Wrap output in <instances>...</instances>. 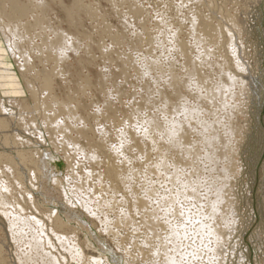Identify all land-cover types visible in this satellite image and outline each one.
<instances>
[{
    "label": "rangeland",
    "instance_id": "1",
    "mask_svg": "<svg viewBox=\"0 0 264 264\" xmlns=\"http://www.w3.org/2000/svg\"><path fill=\"white\" fill-rule=\"evenodd\" d=\"M21 1L23 4L27 2V0H21ZM43 1L49 6L48 7L49 9H47V14H46L47 18H45L46 20L45 22L49 24V26L53 30L57 28L59 29L62 28V30H64V33L66 35L65 36L66 39L70 40L71 38L74 39V41L77 39V42L75 41V43L78 46L77 52H73L71 50L67 51L69 57L63 62V68L65 69V74L63 76L56 75L53 78L55 83L54 84L55 93H57L61 98L66 100L67 96L71 95V91L77 89L78 84L83 81V77L85 75L88 77L90 82V87L88 88L89 90L87 91L88 95L87 94L78 95L80 99V107H81L79 111L80 114L85 116L87 120L90 121L93 120L91 124L94 123L95 125L93 127L95 134H93V132H91L90 130H88V133L89 135L91 134L92 137H95L93 138L94 139L93 141H95L96 143L94 142V144L91 145L93 149L90 148V144L93 141L90 142V140L87 141V139L85 140V138L79 137L74 130L67 131L66 133L67 137L70 133L72 134L69 135L68 140L70 141L71 139L73 140L74 138H76V142H78L79 145L81 144L80 146L85 147L86 150H90V149L95 150L93 146L96 147V145L97 146L100 145V147H102L103 145L101 149L100 147L96 148V150H99L98 152L102 155L103 153L106 152L104 147L106 148L109 146L113 147L119 144L118 143L119 142L118 140H120L119 132L120 129L123 128L122 127L123 122L126 121L124 122V124L127 125V128L130 127V130L131 132L134 133L136 139L142 141L139 143V145L140 144L143 145V146L140 145L141 148L140 147L139 149L137 148V151L135 147L130 148V146H128L124 154L125 156L128 157V158L126 157L127 162H125V167L132 165L135 167L134 170L137 172L136 178L138 183H135V186L137 191L139 190L138 192L140 196H145L144 194H147V192H151V195L156 197V196H160L161 194L173 195L177 192V190L185 191V192L188 191L187 189L184 190L180 184L175 183L177 186L176 185L174 186V184L166 180L171 176V174L173 173L178 174V171L180 172V174L178 175L181 177V179L187 177L194 179V177L195 178L199 177L201 180V184L198 186V189L201 194H204L206 192L205 189L209 191L210 189L209 183L211 181H214L215 178L212 177L218 176L219 169H214L210 171L208 169L209 163H206L205 160H202L204 153V148L202 146L203 145L202 136L204 132L202 131V127L199 122H204V123L212 122L217 127L216 131L218 133L220 132L219 134H222V136L221 135L220 136L222 138L226 137L223 127L221 126V124H217L216 120L224 122L226 113H228V111L230 110L228 111L221 110V108L217 107V102L208 100L204 96V93L208 88H211L215 85H219L222 82L224 84L228 83L229 81L227 80L228 67L225 64V57H224V55L227 54L226 52H228V50H224L223 47L222 49L220 46L217 45L213 46V44L211 45V43L208 41H202L200 45H198L199 43L194 37L195 36L194 33H199V32L198 30H196V27L192 25L193 24L192 21L195 14L196 15L198 14L201 17L204 16L205 18L207 16L208 18L212 19L213 20L212 22L214 23L215 20L218 19V16H220L217 12V9L215 10V8H213V5L210 4L208 0H43ZM213 1H215L217 5L219 4L221 5L223 3V0H213ZM75 5L77 6V9H75ZM12 7H13L12 9L14 16L25 15L24 8L19 6H12ZM235 7H238L241 12L240 14H238L239 16L237 19L239 22L237 21V24L238 25L240 24L239 26L244 25L241 26L243 27V32L240 36L242 38V39L240 38V41L243 44L242 45L243 53H241L243 59L241 60L243 61V63H246L245 64L246 67L248 66L247 67L248 76L246 74V77L244 76L243 77L245 78V80L247 79L246 84H247V88L249 89L248 91L251 99L250 97H248L249 95H247V100L246 98L245 99L240 98L239 101L237 100L238 103L242 102L240 100H244L245 102L250 100L249 106L248 107L246 106V110L248 111L247 114L249 115L250 125H249V132L246 138L244 139V141L242 142L238 160L236 161L235 165L232 168L235 170L236 167V170H238L237 171L238 174L235 171L234 172L235 177L233 178L231 177L232 179L231 181H233L234 183L230 182L228 184V186L232 184V186H230L231 188L230 187L228 188L227 194H230V198L234 200V208H235L234 215H236L235 219L237 222L236 223L237 228L235 230L234 239L236 240L238 238L237 239L238 246L234 250V255L232 256V262H229L228 264H240L239 263L240 252L242 251L245 252L247 256L246 261L244 260V264L246 263L264 264V0H237V6ZM72 19L75 23L71 22ZM1 32L2 29H0V42L2 43V45L5 46V49H7L6 46L7 44H5L6 42L4 43L5 41L4 33ZM31 34L32 33L30 31L29 35L27 36L30 39H32V37H29ZM34 40L37 41V39ZM166 40H168V42ZM174 40L176 41V43H172L175 42ZM163 43L165 44L163 45ZM201 45L203 47H201ZM219 47L221 49H219ZM188 48H191L190 51ZM223 50L224 52H222ZM219 51L221 52L222 56L220 55ZM11 54H12L11 51H8V55L7 53L5 54L6 55L5 60H3L2 63H0V66L10 69L11 72L13 71V73L17 75L18 80L22 84L21 86L24 87L25 89L26 88L25 78L21 75L19 71V64H20V60L18 59L19 56H15ZM228 55L231 54L229 53ZM197 56L199 58L201 56L202 57L199 59ZM148 61L149 63H147ZM188 62H190L191 64ZM35 63H37L38 66H42L38 60ZM158 64L160 66H163L164 69L162 67L160 68ZM205 65L208 68L205 67ZM151 66L153 67V69L151 68ZM35 68L39 70V67H35ZM197 70L199 71L197 72ZM202 71H204L206 75ZM224 72L226 75L224 74ZM189 75L192 77H190ZM207 76H209L210 79ZM249 78L252 79V84H253L252 88H251V84L249 83L250 80ZM44 80H47L46 77L44 78ZM191 81L193 82L191 83ZM103 82L105 83V85ZM183 82L186 85H184ZM101 83L104 86L101 85L100 87ZM190 84L194 86L191 87ZM107 85L108 87L110 86L109 88L111 90L107 88L109 90L107 91L105 87ZM180 86L183 88H181ZM149 88L151 91H149ZM174 88H175L174 90L175 92L173 91ZM110 91L111 94L108 93ZM144 92L146 95L144 94ZM116 93H118V95ZM182 94H184L185 96L184 95L182 96ZM179 95L182 97H180ZM11 96L15 97V95L5 96L0 93V98L4 97L3 102L5 104V108L7 110L9 109L11 111H14L13 113L15 114L13 120H11V127L9 129H0L1 138H3L5 134L10 135L12 137L15 133H20L22 134L21 136L23 141H26L28 146L35 148V144L33 143L40 142V140L36 139L39 138L37 133H38V129L40 128V130L44 132V136H46L47 139L46 144L43 142H40V144L38 143L41 149V150L39 149L41 159L44 160V162L46 163V172H45L46 174L44 175L43 178L42 188H40V190L36 194L38 196L40 206L43 209H46L47 207L52 209H57V211L61 214L64 221L68 220L67 222H70L69 224H71V226L75 229V231L80 234H85V232L88 231L89 229L90 234L92 233L90 236L92 239L91 238L90 239L93 247L96 250L99 248L100 250L98 249V251L100 253L101 252L102 254L105 253L103 254L104 258L107 257L109 259L108 261L112 262V264H126L124 263L125 260L123 259L124 257H122L121 254H118L114 250V248H112L114 247L112 246L114 240H111L113 239V237L110 236L111 239L109 238V241H112L111 243L107 242L106 240H102L98 235V230L95 227L96 224L95 225L92 224L91 221L87 219L88 218L87 216L83 214L81 215V213L76 215L70 212L69 209L66 207L65 202L62 200L63 197L62 194L60 193L61 191L58 188H56V186L54 185L53 183L54 177L64 179V181L66 182L67 179L66 175L68 174L67 172L70 171V168H68V166L70 165L69 163H71L73 160V159L72 160L69 159L68 161H66L63 155L64 151H61V149L56 150L53 147L52 139L57 138V136H54V134L57 135L58 132L54 133L57 130L51 129L50 132L51 136L49 138L46 135L47 133H45L44 126L42 124H40L38 128L33 127V128H29V130H25L20 125V123H18V121L20 122V120H22L20 114L24 113L25 115L26 113L24 111H22L23 112L22 113L21 109H19L16 105L14 107V104H12L9 101L11 100L9 99V97ZM22 96H25V98L27 97L24 103L25 106L30 105L32 107L31 109H28V111H31L30 116L35 115L36 119L40 120L42 118V112L39 113L35 108L36 106L35 97L28 94L27 92ZM177 96L180 98H178ZM108 99L110 100V102ZM164 100H167L166 102L169 101V104L168 103L166 104ZM138 101H141L139 102L140 104L138 103ZM173 104L175 105V107L173 106ZM98 105L99 106L107 105L108 107H110L109 111L107 112L110 115V117L107 113H105L104 116L107 117L108 115V117L106 118L100 116L97 118L98 121L96 120L95 123L94 118L92 117L93 113H91V111L93 112L94 110H96ZM188 106L199 108L200 111L199 117L201 116V121H199V119L197 118L190 119L189 121H187L186 117L184 116V113L186 111L185 108L186 107L189 108ZM111 108L114 109L113 110L114 112L110 111L112 110ZM137 109H139V111ZM206 110L209 112H207ZM232 110H233L232 111L233 114L236 116V117L233 116L234 122L240 124L243 123L242 125L244 126L245 121L242 117L243 113L239 111L238 108ZM109 112H111V114L113 113L112 118ZM174 112L177 113L175 114ZM210 112L212 114H210ZM133 113L134 115H136L135 117H133L134 116ZM114 114L119 116L118 120H117V116ZM123 117H125V120ZM174 118L179 120L182 118V120L184 121L183 122L181 120L183 125L182 127L184 128L185 131L184 138L181 140L182 147H177V148H173L169 146V141L165 135L168 133L167 130H168V126H170V121ZM210 118L212 119V121L210 120ZM110 119H114V120H110ZM150 119L154 120V122L158 126V129L153 130L151 126H149L147 121ZM109 120L115 122L112 123ZM190 121L193 122L190 123ZM47 122H49V120H47ZM133 122L135 125L133 126V128L132 126H128L131 124L133 125ZM193 124H195L196 127H194L195 125ZM101 128L102 129L105 128V130L109 132V134L107 133L106 136H103L104 141L102 140L103 133L99 134L98 136V129ZM133 129L135 130L137 129V130L134 131ZM74 133H75V137H74ZM145 133L149 135V137L152 136L151 138L155 140V143H153L152 140L148 139ZM199 136L201 137L202 140L198 139ZM25 138L26 140H24ZM96 138L98 141H96ZM144 138L146 139V141L143 140ZM85 141H87L86 142L87 144L89 142V144L87 145ZM27 144L26 147H28ZM64 146L67 149L70 146L69 150L74 158L73 162L75 163V166H73L74 168L73 174H77V173L80 174L81 172L80 175H83L86 172V170H88L89 168L93 171L92 174L94 176L93 178L91 177L93 180L90 178L85 180L84 177H82L81 179H79L78 177L69 178V179L72 182L78 183L79 185L81 184L83 186L85 185L83 187L85 191L88 188V185L91 186L90 189L91 188L93 189L96 186L95 187L96 189L103 190L102 196L105 197L111 196L112 194L111 190L108 189L109 184L106 185V182H102L98 184L97 179L95 178L98 168L101 167L103 170L104 167H106L105 166L106 160L102 158L101 160L104 161L101 162L100 165H97L95 163L91 164L87 162L85 159H83L81 156L76 155L77 152L75 151V149H72L73 148L72 145L70 144L68 145L66 143V145ZM188 147L189 148L194 147L196 150L195 154L189 156L185 155L183 153V150ZM13 148L14 145H10L3 140L0 141V152L4 150L13 152L12 150ZM174 149L176 150V152ZM140 151L142 152L143 155L140 154ZM155 152H158V154L160 153V155H157ZM172 152L177 153V155L173 154ZM181 152L183 154L182 157L180 156ZM200 152L202 153V155ZM104 155H106V153L103 154V156ZM112 157L114 158V156ZM119 157L122 159L121 155H119ZM174 157L176 159H183V162L179 164L175 163L173 159ZM77 159H79V161ZM81 159L83 160V162L81 161ZM114 160L117 161L115 158ZM4 161L5 160L2 159L0 162H4ZM80 162L83 164H81ZM160 163H163L162 166L159 165ZM91 165L92 166L94 165V167L95 166L96 167L93 168ZM138 168L139 170H137ZM144 168L145 170L143 171ZM23 170L26 172L25 168ZM152 172L154 173L152 174ZM1 178L2 180L4 179L3 177ZM139 180L143 181V183H141ZM26 181H27V176H26ZM92 193L93 191L91 190L89 195L90 196L93 195ZM67 194L69 195L72 193L68 191ZM118 195H120V193H117L116 196L115 195L114 196L117 197V199L119 200ZM10 201L13 202V199H10ZM180 201L183 202V204L182 203L180 204ZM180 201L179 203H177L176 206L181 211L186 208V210H189L190 213L192 212L194 213L196 212V210L198 211V208L201 204L200 202H195L196 204L193 205L192 202L194 200L192 201V200L183 199ZM153 203L155 204L154 206L155 211L157 210L158 212L157 220L160 218L159 221L161 223L168 225L175 223V221L176 222L180 220L184 221L182 212L181 214L179 213L178 216L176 215L178 217L177 218L174 216L172 217L173 214L169 211L166 213L168 214L167 217H169L167 218L163 216L165 212L163 208V203L160 204L161 208L158 207L155 199ZM225 207L226 206H224V209H226ZM9 208L13 209L11 204L9 205ZM109 209L110 208L108 209L102 208V211L103 213H106L107 217H109L110 219L113 218V221H115L114 216L116 215L117 208H114L113 209L114 211L112 209H110L111 211H109ZM251 209L253 212H251ZM147 210L149 212L154 211V209L150 208V206H148ZM145 211H146L145 209H141L142 213ZM27 212L28 214L31 212L32 214L35 213L34 215L40 217V214L36 212L33 208H31V210L27 209L26 213ZM159 213L161 214L159 215ZM163 218H167L168 222L165 223V219ZM139 221L140 220L137 219V222ZM78 222L79 224H82L85 228L82 225L79 226ZM185 222H187V220ZM124 228L121 226L120 232L123 233L121 235L125 236V233H127V236L129 237L126 238L129 239L130 233L132 232V228L131 226ZM0 229L1 232L5 234L4 239L6 238L7 241V242L5 241L4 243V249H6V251L4 252V250H2V257L4 258V260L8 262V264L11 263L16 264L17 261L15 258V246L8 233L7 220L2 215L1 212H0ZM145 231L146 230L144 228L140 229L138 232H136L134 239H132L135 240V243L137 244L136 246L139 245L141 249L143 248L142 252L144 253V255L143 253L138 252L137 249L135 250V247L133 245L127 244L128 251L132 252V253L130 252L131 255L129 257L133 256L131 257L132 259L131 258L130 259L135 260L137 257L135 261L133 260L135 264L150 263L149 258H151L150 256H152V253L151 251L149 252V250L151 246L141 244L142 243L141 241H143L146 236ZM158 232L160 234L161 233L163 234V235L161 234V236H164L165 229H161ZM105 241L107 243H105ZM153 243H155V239H153L152 245ZM110 248L113 250V252L111 251ZM133 249L135 250V252ZM60 252L61 250L58 251L57 249H53V253H55V255L58 257H60ZM135 253L136 254L140 253V254L136 255ZM64 255L66 256V259L62 260V264H76L74 261H71L68 258L66 253Z\"/></svg>",
    "mask_w": 264,
    "mask_h": 264
},
{
    "label": "bare ground",
    "instance_id": "2",
    "mask_svg": "<svg viewBox=\"0 0 264 264\" xmlns=\"http://www.w3.org/2000/svg\"><path fill=\"white\" fill-rule=\"evenodd\" d=\"M208 1L210 4L213 5V8H215V10L217 9V12L220 16H218L217 14L218 19L215 20L216 23L215 22L213 23L212 22L213 20L208 18L207 16L205 18L204 16L201 17L200 15L195 14L193 21H192L193 23L192 25L196 27V30H198L199 33H194L195 34L194 37L199 43L198 45H200L202 41H208L211 43V45L213 44V46L217 45V46H220L221 48L223 47L224 50H228V52L231 54V55H228L229 53L225 51L227 54L224 55L225 64L228 67L227 69L228 70L227 80H229L228 83L224 84L222 82L223 83L222 84L219 82L220 83L219 85H215L211 88H208L204 93V96L208 100L217 102V107L221 108V110H227V111L230 110L228 111V113H226V117L224 116L225 117L224 122L216 120L217 124H221V126L223 127L226 137L225 138L221 137L222 134H219L220 132L218 133L216 131L217 127L212 122L211 123L210 122L208 123L199 122L201 124L202 131L204 132L202 136L203 137L202 146L204 148L203 157L201 156L202 160H205L206 163H209L208 169L210 171L214 169H219L218 170L219 174L217 177H212L215 179L214 181H211L209 183V186H210L209 191L205 189L206 192L204 194H201L198 189V186L201 184L200 178L194 177V179H191L188 177L187 178L183 177L184 179H181V177L178 175L180 174V172L178 171V174L173 173L166 180L170 181L172 184H174V186L176 185L175 183L180 184L184 190L187 189L188 191L185 192V191L177 190V192L173 195L161 194L160 196L154 197L153 195H151V192H147V194H144L145 196H140L138 192L139 190L137 191L136 186H135V183H138L137 178H136L137 172L134 170L135 167L132 165L125 167V162H127V159H126L127 156H125L124 154L128 146H130V148L135 147L137 151V148L139 149L141 145V144L139 145V143L142 142L139 139L135 138L134 133L131 132L130 130V127L127 128V125L124 124V122L126 121L123 122L122 124L123 128L120 129V132H119L120 140H118L119 141L118 145H115L113 147L109 146L107 148L104 147V149L106 150L105 152L106 155L104 156L103 154L105 153L101 155L98 152L99 150H96V148L97 147L99 148L100 145L99 146L96 145V147L93 146L95 150H92L93 148L91 147V145L94 144L95 141H93L94 140L93 138L95 137H92L91 134L89 135L88 130H90L91 132H93V134H95L94 129H93L95 125L94 123L91 124L93 120L92 121L87 120L85 116L80 114L79 109L81 107H80V99L78 97V95L80 94L88 95L87 91L89 90L88 88L90 87V82H89L88 77L86 75L83 77V81L78 84V87L76 90L71 91V95H68L66 100L61 98L57 93H55V88H54L55 83H54L53 78L56 75L63 76L65 74V69L63 68V62L69 57V54L67 53V51L71 50L73 52H77L78 46L75 43V41L77 42V39L75 41L74 39H71V38L70 40L66 39L65 37L66 35L64 33V30H62V28L61 29L57 28L55 30L51 29L49 24L45 22L46 21L45 18H47L46 17L47 9H49L48 8L49 6L43 0H27V2L24 3L27 5H24L21 0H0V27H1L0 29H2L1 33H4V38H5L4 43L6 42L5 44H7L6 45L7 49H5V46L2 45V43L0 42V63H2L3 60H5V56H6L5 54L7 53L8 55V51H11V53L15 56H19L18 58L20 60L19 71L21 75L25 78V85H26V88L24 89V87L21 86L22 84L18 80L17 75L14 74L13 71L11 72L10 69L0 66V93L5 96L15 95V97L14 96L9 97V99H11L9 101L12 104H14V107L16 105L19 109H21V112L24 111L26 113L24 115V113L22 112L23 114H20V116L22 117V120H20V122L18 121V123H20V125L25 130H29V128H33V127L38 128L40 124H42L44 126L45 133H47L46 135L48 136V138L51 136L50 134L51 129L57 130L56 132H54V133L58 132L57 135L53 133L54 136H57V138L52 139L53 140L52 145L56 150L61 149V151H64V153L67 154L66 155L63 153L64 159H66V161H68L69 159L74 160L73 155H71L70 150H69L70 146L68 149L64 146L66 145V143L68 145L69 144L72 145L73 147L72 149H75V151L77 152L76 155L81 156L83 159H85L87 162L91 164L95 163L97 165H100V163L104 161V160L103 161L101 160L102 158L106 160V164H105L106 167H104V169L102 170V168L99 166L100 168H98L95 178L97 179L98 184L102 182H106V185L109 184L108 189H110L111 193L113 194V195L111 194V196L109 197L102 196L103 190L96 189L95 188L96 186L93 189L92 188L90 189L91 186L88 185V188L85 191L83 189L85 185L84 186L82 184L79 185L78 183L72 182L69 179V178H77V177L81 179L82 177H84V179L87 180L88 178L92 179L94 177L92 174L93 171L89 168L83 174L84 176L80 175L81 172L80 174L79 173L73 174V171H74L73 166H75V163L73 162V160L71 163H69L70 165L68 166V168H70V171L67 172L68 174L66 173L67 174L66 182L64 181V179L54 177L53 183L56 186V188H58L61 191L60 193L62 194V197H63L62 200L65 202L66 207L69 209L70 212L76 215L81 213V215L83 214L87 216L88 217L87 219H89L92 224L94 225L96 224L95 227L98 230V235L100 236L102 240H106L107 242L111 243L112 241H109V238L111 239V237H113V239L111 240H114V242H113V245L112 244L111 245L114 247L112 248H114V250L118 254H121L122 257H124L123 258L125 259L124 263L126 264H135L134 261L137 259L136 257L135 260L133 259L134 261L131 260L132 259L131 257L133 256L131 257L129 256L131 255L132 252L128 251L127 244L133 245L135 247V250L137 249L138 252L143 253L142 252L143 248L141 249L139 245L136 246L137 244L135 243V240H132L134 239L136 232H138L142 228L146 230L145 231L146 236H145V239L141 241L142 242L141 244L150 245L151 248L149 252L151 251L152 253V256L149 255L151 257L149 258L150 263L145 262L146 264H228L229 262H232V256L234 255V250L238 246V240H237L238 238L236 240L234 239L235 230L237 228L236 226L237 222L235 219L236 215H234V212H235L234 200L230 198V194H227V191H228V188L232 186V184L230 186H228V184L230 182H233L231 181L232 180L231 177L232 178L235 177L234 172L236 171V173L238 174L237 172L238 170H236V167H235V170L232 168L235 165L236 161L238 160L242 142L244 141V139L246 138L249 132V125H250L249 115L247 114L248 111L246 110V106L247 107L249 106L250 100H248L247 102H245L244 100H240L242 102H239V103L237 102V100L239 101L240 98L242 99L246 98L247 100V95H249L248 97H250V94L248 91L249 89L247 88V84H246L247 79L245 80L244 78L246 77V74L248 76V72H247L248 66L246 67L245 66L246 63H243V61L241 60L243 59L241 56V53H243V48H242L243 44L240 41V38H241L240 36L243 32V27L241 26H244V25L239 26L240 24L239 25L237 24V21H238L237 18L239 16L238 14L241 13L239 8L235 7L237 6V0H223V3L221 5L220 4L217 5V3L213 0H208ZM12 6H19V7L24 8L25 15L14 16ZM75 9H77L76 5H75ZM71 22L75 23L73 19ZM29 30L32 33L29 37H32V39L27 37L30 32ZM34 39H37V41H35ZM166 41L168 42V40ZM172 43H176V41ZM164 44L165 43H163V45ZM201 47L203 46L201 45ZM220 47L219 49H221ZM191 48H188L189 51ZM224 50L222 52H224ZM220 55H221V52H220ZM37 60L41 63L42 66H38L37 63H35ZM147 63H149V61ZM158 66L160 68L161 67L163 68V66H160L159 64ZM220 66H221V63H220ZM35 67H39V70L36 69ZM205 67L207 66L205 65ZM151 68L153 69L152 66ZM198 71L199 70H197V72ZM45 77L47 80H44ZM207 77L209 78V76ZM193 81H191V83ZM249 83L251 84V88H252V85H253L252 79L249 80ZM101 85L103 84L101 83L100 87ZM184 85L186 84L184 83ZM192 86L194 85H191V87ZM105 87L106 89L107 88L110 89L109 88L110 86L108 87V85ZM108 89L107 91H109ZM174 90L175 88L173 89V91ZM149 91H151L150 88H149ZM26 92L32 95L33 97H35V102H36L35 108L39 113L42 112V118L40 120L36 119L35 115L30 116L31 111H28V109H31L32 107L30 105L25 106L24 103L27 97L25 98V96H22ZM108 93L111 94V91ZM118 93L116 94L118 95ZM183 95L184 94H182V96ZM3 98L4 97L0 98V129H9L11 127V120H13V117L15 114L13 113L14 111H11L9 109L7 110L5 108ZM162 101H163V98H162ZM164 101L166 102L167 100H164ZM139 102L141 101H138V103ZM167 103L169 104V101L166 102V104ZM174 104L173 106L175 107ZM237 108L239 109V111L243 113V116L242 115L241 116L243 117L245 121L244 126L242 125L243 123L240 124V123L234 122L233 116L235 115L233 114L232 109H237ZM109 109L110 107H108L107 105L105 106L98 105L96 110H94L93 112L91 111V113H93L92 114L93 116L92 115L91 116L94 118V122L100 116L106 117L104 116V114L107 113ZM139 109L137 110L139 111ZM185 109L186 111L184 113V116L186 117L187 121H189L190 119H195V118L201 121V116L199 117L200 111L198 107H189V108L186 107ZM113 110L114 109L110 111H113ZM109 113L111 114V112ZM112 114H111V118H112ZM210 114L212 113L210 112ZM135 116L136 115H134L133 117ZM118 117L119 116H117V120H118ZM123 118L125 120V117ZM182 118L180 120L174 118L170 121V126H168V130H167L168 133L165 134L166 138L169 141L170 147L177 148L174 145L177 143V141H181L184 138L185 131H184V128L182 127L183 126ZM114 119H110V120H114ZM47 120H49V122H47ZM210 120L212 121L211 118ZM114 122L115 121H113L112 123ZM147 122L153 130L158 129V126L154 122L153 119H150ZM192 122L190 121V123ZM112 123H109V124H112ZM128 126H132L133 128V126H135L134 122H133V125L131 124ZM194 127H196V125ZM72 130H74L75 133L79 137H83L85 138V140L87 139V141L90 140V142L93 141L90 144V148L92 149L86 150L85 147L80 146L81 144L79 145L78 142H76V138H74L75 133L73 137L74 139L72 140L70 138L71 140L69 141L68 137L69 135H72V134L68 133L69 135L67 137L66 133L67 131H72ZM133 130L136 131L137 129L136 130L133 129ZM181 130L183 131L181 132ZM174 132H180L179 137L174 138L173 137ZM101 133H103L102 140H103V136H106L107 133L109 134V132L106 131L105 128L98 129V136ZM37 134L39 138H36V139L46 144L47 143L46 136H44V132L41 131L40 128L38 129ZM21 135L22 134L20 133H15L12 137L7 134H5L3 138H1L0 136V141L3 140L10 145H14V148L12 149L13 152L8 151V150H4L0 152V161L2 159L5 160L4 162H0V212L6 218L7 223H8V233L15 246V258L17 261L16 264H62V260L66 259V256L64 255L65 253L67 254L68 258L71 261H74L76 264H112V262L108 261L109 259L107 257L104 258L103 254L105 253L102 254V252L100 253L98 251L99 248L96 250L93 247L92 242H91L92 238L90 237L92 233L90 234L89 229H88L89 232L86 231L85 234H80L75 231V229L71 226V224H69L70 222H67L68 220L64 221V219L62 218L61 214L57 211V209H52L49 207H47L46 209H43L40 206L38 196L36 194L38 193L40 188H42L43 178H44V175L46 174L45 173L46 163L44 162V160L41 159V156H40V151H39L40 147L38 145V143L40 144V142L33 143L35 144V148H32L28 146L26 141H23ZM145 135L148 139L152 140L153 143H155V140L151 138L152 136L149 137V135H147L146 133ZM15 138H18V139H15ZM198 139H201V137L199 136ZM24 140H26V138ZM143 140L146 141L145 138ZM87 141H85V143ZM96 141H98L97 138H96ZM26 144L28 147H26ZM102 147H100V149ZM195 152L196 150L194 147H191V148L188 147L183 150V153L187 156L195 154ZM155 153L157 155H160V153L158 154V152H155ZM140 154H142L141 151H140ZM173 154L177 155V153H173ZM119 155L122 156V159L119 157ZM112 156H114V158L117 161L118 160L119 161L118 162L115 161ZM77 160L79 161V159ZM81 161L83 162L82 159ZM162 164L163 163H160L159 165L162 166ZM92 167L95 168L96 166L94 167L93 165ZM24 168L26 172L23 170ZM139 168L137 170H139ZM145 168L143 169V171L145 170ZM153 173L154 172H152V174ZM26 176H27V181H26ZM1 177H3L4 179L2 180ZM139 181L143 183V181L141 180ZM91 190L93 191L92 193L93 195L90 196L89 193ZM68 191L72 194L68 195L67 194ZM117 193H120V195H118L119 200L117 199V197H115ZM10 199H13V202H11ZM154 199L156 200V204L158 205V207H160V204L163 203V208L165 211L163 214L164 217H167L168 214L166 213L169 211L173 214L172 217L173 216L177 217L179 213L181 214L182 212L184 221H181V220L177 222L175 221V223H172L170 221L172 224L167 223L168 225L161 223L159 221L160 218L157 220L158 212L157 210L155 211V208H154L155 206V204L153 203ZM183 199L192 200V201L194 200L192 202L193 205L196 204L195 202H200L201 204L198 208V211L196 210V212L190 213L189 210H186L185 207H184L185 209L181 211L176 205L177 203H179L180 200H183ZM181 203L183 204V202L180 201V204ZM10 204L13 207V209L9 208ZM148 206H150V208H153L154 211L149 212L147 210ZM224 206H226L225 207L226 209H224ZM31 208H33L36 212H38L40 214V217H38L37 215H34L35 213L32 214V212L29 214L28 212L26 213L27 209L31 210ZM102 208H107V209L110 208L112 210L114 208H117L116 215L114 216L115 221H113V218L110 219L109 217H107L106 213H103ZM110 209L109 211H111ZM141 209H145L146 211L142 213ZM251 212H253L252 209H251ZM160 214L161 213H159V215ZM167 218H163L165 219V223L168 222ZM137 219H139L140 221L137 222ZM186 220L187 222H185ZM78 225L80 226L82 224H79L78 222ZM120 225L123 228L131 226L132 232L130 233L129 239L126 238V237H129L127 236V233H125V236L121 235L123 233L120 232V229H121ZM161 229H165L164 236H161L162 233L160 234L158 232ZM4 235L5 234H3L0 229V254H1L0 264H8V262L4 260V258L2 257V250H4V252L6 251V249H4V243L6 241V238L4 239L5 237ZM153 239H155V243H153L152 245ZM106 241L105 243H107ZM53 249H57L58 251L61 250L60 257L56 256L55 253H53ZM111 251L113 252L112 249ZM135 254H134V257H135ZM139 254L137 253L136 255H139ZM246 259H247V256L245 252L243 251L240 252L239 263L244 264V260L246 261ZM246 264H250V263H246Z\"/></svg>",
    "mask_w": 264,
    "mask_h": 264
},
{
    "label": "snow or ice",
    "instance_id": "3",
    "mask_svg": "<svg viewBox=\"0 0 264 264\" xmlns=\"http://www.w3.org/2000/svg\"><path fill=\"white\" fill-rule=\"evenodd\" d=\"M182 131H183V130H181V132H182ZM179 135H180V132H174V133H173V137H174V138H175V137H179ZM174 146H175V147H182V141H177V143H176ZM180 156H181V157L183 156L182 152L180 153ZM173 159H174L175 163H177V164L183 162L182 159H176L175 157H174Z\"/></svg>",
    "mask_w": 264,
    "mask_h": 264
}]
</instances>
